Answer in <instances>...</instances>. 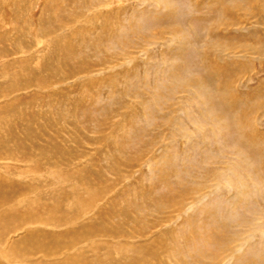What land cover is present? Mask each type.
<instances>
[{
    "label": "rangeland",
    "instance_id": "1",
    "mask_svg": "<svg viewBox=\"0 0 264 264\" xmlns=\"http://www.w3.org/2000/svg\"><path fill=\"white\" fill-rule=\"evenodd\" d=\"M0 264H264V0H0Z\"/></svg>",
    "mask_w": 264,
    "mask_h": 264
},
{
    "label": "bare ground",
    "instance_id": "2",
    "mask_svg": "<svg viewBox=\"0 0 264 264\" xmlns=\"http://www.w3.org/2000/svg\"><path fill=\"white\" fill-rule=\"evenodd\" d=\"M252 2L254 3V0H252ZM227 13H231V12H230V11H227ZM245 113H246V111H244V116H245V118L247 119L249 114H248V113L245 114ZM246 119H244V120H246ZM242 123H245V122H244V121H241V124H242ZM24 217H26V216H23V218H24ZM25 220H26V219H25Z\"/></svg>",
    "mask_w": 264,
    "mask_h": 264
}]
</instances>
